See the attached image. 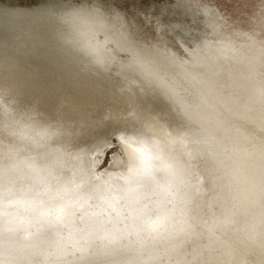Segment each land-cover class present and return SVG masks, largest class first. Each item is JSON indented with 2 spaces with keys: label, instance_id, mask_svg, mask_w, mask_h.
<instances>
[{
  "label": "rangeland",
  "instance_id": "obj_1",
  "mask_svg": "<svg viewBox=\"0 0 264 264\" xmlns=\"http://www.w3.org/2000/svg\"><path fill=\"white\" fill-rule=\"evenodd\" d=\"M184 1L102 0L131 24L138 37L149 38L151 27L160 38L157 42L191 55L195 40L182 35V30H191L194 21L185 14ZM204 1L231 25H244L247 17L264 20V0ZM3 16L0 125L15 124L10 130L0 129V221L7 216L17 226L1 223V256L12 261L49 259L47 253L22 257L20 242L58 247L62 256L111 248L115 242L116 248H124L129 241L148 238L183 219V228L169 240L176 248L191 226L200 222L201 229L203 224L211 227L202 207L184 219L189 186L197 187L199 178L188 174L178 137L146 110L145 100L130 99L135 81L93 45V34L82 39L77 10L54 7ZM43 23L53 26L47 29L53 41L30 31V26ZM178 27L181 32L176 34ZM39 77L44 85L35 83ZM17 121L28 125L16 129ZM114 127L118 135L107 138ZM112 145L121 147L122 154L114 153L105 164ZM92 168L103 175L94 174ZM126 178L134 179L132 187L114 185L116 179ZM205 230L193 239L191 251L198 243L209 242L211 232ZM146 263L142 258L135 261Z\"/></svg>",
  "mask_w": 264,
  "mask_h": 264
},
{
  "label": "bare ground",
  "instance_id": "obj_2",
  "mask_svg": "<svg viewBox=\"0 0 264 264\" xmlns=\"http://www.w3.org/2000/svg\"><path fill=\"white\" fill-rule=\"evenodd\" d=\"M18 1L0 0V14L8 17L14 11L76 9L82 21V39L93 34V45L133 78L130 99L145 100L146 110L171 126L178 137L176 143L183 147L188 174L198 175V186H189L184 219L188 221L202 207L200 211L211 226L203 224L202 228L211 232V238L206 245L198 243L195 251L190 250L203 230L199 222L182 232L180 245L170 246L171 237L183 228L181 219L148 238L129 241L124 248H116L115 242L111 248L81 254L87 258L62 256L60 248L49 249L48 244L41 243L38 248L20 242L22 257L47 253L49 259L12 261L0 252V264H135L140 258L146 259V264H264V20L247 17L244 25H231L210 3L185 0V14L194 22L191 30L183 28L182 35L193 38L196 47L191 55H184L157 42L160 38L151 27L149 38L138 37L131 24L102 0ZM114 24L121 29L117 31ZM50 27L43 23L29 28L34 35L53 41V33L47 30ZM178 30L176 34L181 32ZM37 79L35 83L44 85L41 77ZM16 123V129L28 125ZM14 124L1 123L0 129L10 130ZM114 128L107 138L118 135ZM133 182V178L116 179L114 185L129 188ZM1 223L17 226L7 216L0 221L3 230Z\"/></svg>",
  "mask_w": 264,
  "mask_h": 264
},
{
  "label": "snow or ice",
  "instance_id": "obj_3",
  "mask_svg": "<svg viewBox=\"0 0 264 264\" xmlns=\"http://www.w3.org/2000/svg\"><path fill=\"white\" fill-rule=\"evenodd\" d=\"M114 153L122 154V148L121 147L117 148L116 145L111 146V150H108L105 153V156H106L105 164L109 162L108 157H111Z\"/></svg>",
  "mask_w": 264,
  "mask_h": 264
},
{
  "label": "water",
  "instance_id": "obj_4",
  "mask_svg": "<svg viewBox=\"0 0 264 264\" xmlns=\"http://www.w3.org/2000/svg\"><path fill=\"white\" fill-rule=\"evenodd\" d=\"M35 0H19L18 2H24V3H30V2H34Z\"/></svg>",
  "mask_w": 264,
  "mask_h": 264
},
{
  "label": "clouds",
  "instance_id": "obj_5",
  "mask_svg": "<svg viewBox=\"0 0 264 264\" xmlns=\"http://www.w3.org/2000/svg\"><path fill=\"white\" fill-rule=\"evenodd\" d=\"M151 226H152V225H151V222H149V223L147 224V227L150 228Z\"/></svg>",
  "mask_w": 264,
  "mask_h": 264
},
{
  "label": "trees",
  "instance_id": "obj_6",
  "mask_svg": "<svg viewBox=\"0 0 264 264\" xmlns=\"http://www.w3.org/2000/svg\"><path fill=\"white\" fill-rule=\"evenodd\" d=\"M61 72H62V71H61ZM61 72H60V73H61ZM62 73H63V72H62Z\"/></svg>",
  "mask_w": 264,
  "mask_h": 264
}]
</instances>
